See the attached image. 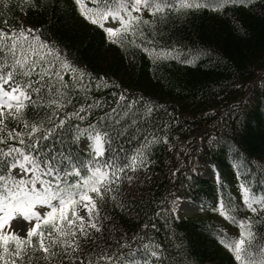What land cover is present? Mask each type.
<instances>
[{
    "label": "trees",
    "instance_id": "obj_1",
    "mask_svg": "<svg viewBox=\"0 0 264 264\" xmlns=\"http://www.w3.org/2000/svg\"><path fill=\"white\" fill-rule=\"evenodd\" d=\"M40 3L34 9L27 0H0V28L39 29L40 39L55 44L79 70L64 76L71 97L65 110L98 100L101 106L89 117L94 119L117 107L121 95L134 108L151 107L141 132L118 141L121 159L145 137L161 138L147 152L148 166L129 171L131 180L122 178L116 200L102 207L100 230L79 237V249L61 264H88L103 253L139 262L147 259L145 244L162 246L163 264H238L218 235L238 238V227L218 214L215 202L223 193L239 205L241 182L264 195V0L221 11H169L157 18L144 27L143 43L172 50L163 60L142 47L110 42L99 26L79 15L74 0ZM143 15L153 19L147 11ZM77 144L65 133L56 147L81 159L89 155ZM178 201L203 206L205 213L180 218ZM238 215L254 214L240 207ZM254 220L264 234V213Z\"/></svg>",
    "mask_w": 264,
    "mask_h": 264
},
{
    "label": "snow or ice",
    "instance_id": "obj_2",
    "mask_svg": "<svg viewBox=\"0 0 264 264\" xmlns=\"http://www.w3.org/2000/svg\"><path fill=\"white\" fill-rule=\"evenodd\" d=\"M27 3L34 9L43 6L40 0ZM250 4L251 0H74L79 15L99 26L110 42L142 47L155 54L153 59L161 60L172 50L149 49L143 43L144 27L157 18L163 20L169 11L182 15L201 8L221 11ZM145 11L153 19L144 17ZM109 20L114 27L106 26ZM38 32L34 28H0V264H61L68 259L67 253L79 249V237L88 235L89 229L100 230L97 218L102 207L109 199L116 200L121 179L131 180L129 171L148 166L147 152L161 139L145 137L144 143L121 159L123 149L118 141L135 138L142 130L140 123L153 109L134 108L121 95L117 107L94 119L89 117L94 107L101 106L98 100L65 110L71 97L64 76L69 72L75 76L79 70L55 44L41 40ZM83 75L81 71V79ZM73 118L88 123L73 124ZM65 133L74 144L83 138L89 155L81 159L57 148ZM162 139L167 142L168 138ZM239 192V205L223 193L215 202L218 214L239 230L238 238L218 234L220 243L238 264H264V234L254 227V216L264 213V195H256L247 182L239 184ZM37 206L45 210L38 211ZM240 207L254 215L241 217ZM81 208L87 219L80 214ZM17 218L32 222L24 235L19 226H11ZM144 247L147 259L139 262L103 253L95 260L89 258L88 264H163L160 244Z\"/></svg>",
    "mask_w": 264,
    "mask_h": 264
},
{
    "label": "rangeland",
    "instance_id": "obj_3",
    "mask_svg": "<svg viewBox=\"0 0 264 264\" xmlns=\"http://www.w3.org/2000/svg\"><path fill=\"white\" fill-rule=\"evenodd\" d=\"M106 26L114 27L115 23L112 22L111 20H109L106 22ZM79 144L83 148L88 149V147L86 146V144L84 142V139H82ZM13 172H16V170L14 169ZM197 173L201 174L202 176L209 177V178L212 177V175L207 173L205 169H198ZM37 210L43 212L45 209L43 206H37ZM197 212L204 214L205 209H203L200 206L195 207L194 205H192L188 202H184V201H178L177 202L176 215L178 217L182 218V217H188V216H195ZM80 214L85 215V217L87 219L86 213L84 212V210L82 208L80 209ZM31 223L32 222H30V221H24L22 218H17V219H13V221L11 222V226L13 229H15L16 227L19 226L22 229L20 234L24 235V234H26V228L30 227Z\"/></svg>",
    "mask_w": 264,
    "mask_h": 264
}]
</instances>
